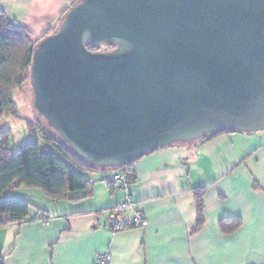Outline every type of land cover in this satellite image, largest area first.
<instances>
[{
    "label": "water",
    "instance_id": "water-1",
    "mask_svg": "<svg viewBox=\"0 0 264 264\" xmlns=\"http://www.w3.org/2000/svg\"><path fill=\"white\" fill-rule=\"evenodd\" d=\"M30 76L34 108L98 168L263 132L264 0H79L37 45Z\"/></svg>",
    "mask_w": 264,
    "mask_h": 264
},
{
    "label": "crops",
    "instance_id": "crops-1",
    "mask_svg": "<svg viewBox=\"0 0 264 264\" xmlns=\"http://www.w3.org/2000/svg\"><path fill=\"white\" fill-rule=\"evenodd\" d=\"M78 1L0 0V10L43 38ZM133 169L129 193L120 183L108 187L99 172L90 176V198L35 203L48 219L0 228V264H96L105 252L109 264H264V131L160 148ZM128 194L135 207L124 218L130 223L139 212L148 225L113 233L112 209ZM56 205L62 211L52 213Z\"/></svg>",
    "mask_w": 264,
    "mask_h": 264
},
{
    "label": "trees",
    "instance_id": "trees-1",
    "mask_svg": "<svg viewBox=\"0 0 264 264\" xmlns=\"http://www.w3.org/2000/svg\"><path fill=\"white\" fill-rule=\"evenodd\" d=\"M58 28L51 29L43 38H36L27 28L11 21L0 10V121L8 115L17 116L14 93L24 86L30 76L34 51L39 42L54 34ZM115 47L113 42L101 46L88 45L92 51H102L103 48L110 51ZM27 124L33 139L15 150L12 148V129L0 131V228L48 219L49 210L39 208L34 202L6 197L5 194L13 189L34 188L41 191L51 203H78L94 194L95 182L90 176L99 172L105 174L104 182L113 190L117 183L123 188V183L113 180L116 173L124 174L133 185L134 163L117 169L98 168L78 157L60 135H52L47 126L31 122ZM227 132L230 131L214 132L196 142L208 141ZM195 197L199 230L204 223V190H198ZM131 227L135 225L126 221L122 230Z\"/></svg>",
    "mask_w": 264,
    "mask_h": 264
},
{
    "label": "rangeland",
    "instance_id": "rangeland-1",
    "mask_svg": "<svg viewBox=\"0 0 264 264\" xmlns=\"http://www.w3.org/2000/svg\"><path fill=\"white\" fill-rule=\"evenodd\" d=\"M60 24L61 23H59V25ZM102 51H106V49L103 48ZM14 97L18 106L17 116L8 115L0 121V131L5 128H11L13 131L12 148L14 150L17 149L19 145H22L23 143L33 139L32 131L29 130L27 122H31L35 125H45L47 128H50L49 132L52 135L55 137L59 136V134L53 128L51 129L46 119L42 117L34 108V93L31 86V77L29 75L24 86L21 89L15 91ZM5 196L29 200L40 206H46L47 203L52 204L51 200H49L41 191L29 187L13 189L7 192ZM47 207H49V205ZM53 209L54 210L52 213H55L56 211H62V209H60V205H56V207Z\"/></svg>",
    "mask_w": 264,
    "mask_h": 264
},
{
    "label": "built area",
    "instance_id": "built-area-1",
    "mask_svg": "<svg viewBox=\"0 0 264 264\" xmlns=\"http://www.w3.org/2000/svg\"><path fill=\"white\" fill-rule=\"evenodd\" d=\"M113 180L117 182L123 183V188L128 191L131 187L127 177L122 173H116L113 177ZM135 207V202L133 201L130 194H128L127 198L118 203L112 212V219L109 224V230L113 233L121 231L125 227L126 219L124 218V214L126 210L133 209ZM132 224L135 226L146 227L148 225V221L144 219V217L139 213L135 212L132 218ZM111 260L110 252H105L101 254L96 264H109Z\"/></svg>",
    "mask_w": 264,
    "mask_h": 264
}]
</instances>
